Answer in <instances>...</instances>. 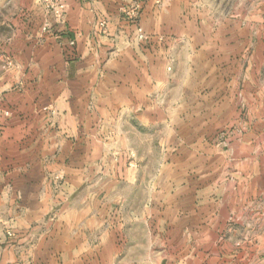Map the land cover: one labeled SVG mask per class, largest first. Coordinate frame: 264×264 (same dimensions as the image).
<instances>
[{
  "label": "crops",
  "instance_id": "obj_1",
  "mask_svg": "<svg viewBox=\"0 0 264 264\" xmlns=\"http://www.w3.org/2000/svg\"><path fill=\"white\" fill-rule=\"evenodd\" d=\"M190 1L67 0L64 22L32 33L24 72L40 96L17 102L0 126V222L14 233L0 264H143L171 221L186 225L174 199L160 228L154 190L146 209L122 206L144 183L133 157L143 127L159 123L154 95L174 89L181 54L192 71ZM136 3L133 20L126 10ZM75 191L105 206L75 209Z\"/></svg>",
  "mask_w": 264,
  "mask_h": 264
},
{
  "label": "rangeland",
  "instance_id": "obj_2",
  "mask_svg": "<svg viewBox=\"0 0 264 264\" xmlns=\"http://www.w3.org/2000/svg\"><path fill=\"white\" fill-rule=\"evenodd\" d=\"M47 1L0 0V126L17 102L40 96L30 90L24 67L32 33L54 22ZM190 2L192 71L184 72L181 54L174 89L154 95L159 123L143 127L133 157L144 183L122 210L146 209L154 190L160 228L171 221L174 199L177 214L187 215L185 226L171 221L168 237L155 238L157 249L143 251V264H264V0ZM80 194L75 191V209L105 206L81 203ZM60 206H52L49 220ZM13 237L1 221L0 247Z\"/></svg>",
  "mask_w": 264,
  "mask_h": 264
},
{
  "label": "built area",
  "instance_id": "obj_3",
  "mask_svg": "<svg viewBox=\"0 0 264 264\" xmlns=\"http://www.w3.org/2000/svg\"><path fill=\"white\" fill-rule=\"evenodd\" d=\"M47 1V0H46ZM46 11L51 14L54 18V22L62 23L65 20L67 0H50L44 3ZM138 4H133L128 10H126L129 18L134 19L138 13ZM50 23L45 21L42 26V31H48L50 28ZM136 34L139 39H146V36L140 27L136 28ZM70 44H73L70 41Z\"/></svg>",
  "mask_w": 264,
  "mask_h": 264
}]
</instances>
